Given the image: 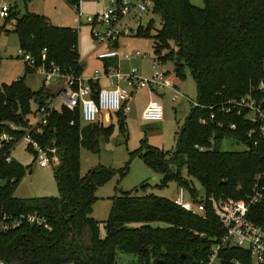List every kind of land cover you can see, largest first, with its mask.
I'll use <instances>...</instances> for the list:
<instances>
[{
    "label": "trees",
    "instance_id": "obj_1",
    "mask_svg": "<svg viewBox=\"0 0 264 264\" xmlns=\"http://www.w3.org/2000/svg\"><path fill=\"white\" fill-rule=\"evenodd\" d=\"M64 1L71 6L79 3V0ZM150 1L158 26L154 28L150 19L147 30L140 28L135 36L152 39L156 60L160 64L170 63L176 78L183 79L185 71L189 73L195 86V101L201 107H190L177 134L175 149L163 154L147 148L142 154L144 164L161 176L159 187L175 182L194 195V188L183 177L185 170L187 177L196 180L204 190V198L241 199L264 166V141L256 134L249 135L253 125L243 116L233 112L224 115L220 109L226 102L247 95L261 77L264 0H203L201 8L190 0ZM18 14L12 7L0 31L14 33L18 48L37 65L43 63L41 55L45 49L46 64L53 62L63 75L73 73L81 77L84 65H77L80 59L77 30L55 27L43 16L27 11ZM113 61L103 62L114 65ZM22 80L10 86L0 85V133L6 129V123L22 127L29 124L27 116L33 98L54 96L44 88L33 92ZM88 84L95 95L98 81ZM115 115L122 131L124 118L119 113ZM218 122L224 123V128L219 129ZM230 124H235L236 129L229 130ZM113 132L112 125L104 127L99 121L81 124L78 112L65 107L51 112L48 125L35 138L42 146L53 141L57 148L59 162L51 168L55 197L14 198L15 185L28 169L16 163L0 167V178L6 183L0 187V199L16 211L36 213L46 220L48 227L23 226L1 234V262L118 264L117 253L134 256L138 264L207 261L211 246L223 235L209 208L203 217L193 215L169 199L137 195L136 189L112 198L108 218L103 223L105 236H100L99 222L92 217V205L97 200V190L110 181L114 172L97 166L81 176L80 151L98 153L100 145L110 141ZM224 139H232L247 149L224 151L221 147ZM126 170L127 167L120 170V178ZM12 179L16 181L9 186ZM251 216L264 226V202ZM130 224L136 226L129 227ZM221 257L225 264L231 260L251 264L247 252L237 248L225 249Z\"/></svg>",
    "mask_w": 264,
    "mask_h": 264
},
{
    "label": "built area",
    "instance_id": "obj_2",
    "mask_svg": "<svg viewBox=\"0 0 264 264\" xmlns=\"http://www.w3.org/2000/svg\"><path fill=\"white\" fill-rule=\"evenodd\" d=\"M80 2L73 5L77 18L75 23L81 24L83 17L80 11ZM13 6L0 5V20L5 21L9 17V12ZM153 4L150 0H109L101 17H86L85 22L92 26L91 36L97 43L95 50L96 59L101 61L126 60L141 56L139 52L133 56L121 54L114 45H118L120 36H135L138 29L145 30L146 25L141 24L143 15L152 14ZM148 23V22H147ZM101 26V32L96 31V27ZM135 27V29L133 28ZM74 29V28H73ZM76 30V29H75ZM103 48H105L104 51ZM46 50L43 49L40 65L26 53L19 49L17 57L21 58L25 66L31 68L42 77L43 88L47 89L56 86L58 91L51 98L36 105L34 117L36 121L27 126H17L6 123V129L0 133V167L15 163L11 157V152L20 143H25L27 151L33 157V162L38 168H54L58 164V151L55 143L42 146L35 137L41 134L42 129L48 125L51 112L65 107L71 112H78L81 124L89 125L98 121V116L102 113H119L123 117L130 112V93L121 87L111 89H99L95 95L89 86L88 81L96 82L100 78H116L128 87L142 89L148 87L151 90L160 88L168 89L172 92V100H183L190 103V107L200 108L195 102H190L183 94L177 90L176 77L173 72L159 69L160 62L153 60L151 65L152 74L148 79L139 75L137 69H131L128 74L120 75L114 69H108L104 75L98 71L93 73L89 80L76 77L73 73L61 74L59 68L53 63L46 64ZM121 57V58H120ZM143 58L146 55L142 56ZM78 66L84 65V61L79 59ZM261 77L250 87L247 95L239 100L228 101L221 106L220 113L229 115L232 112L237 116H243L245 120L253 125L249 135H257V138L264 141V59L260 61ZM142 121L160 122L163 119L162 106L156 102H150L142 111ZM214 119V114L210 115ZM73 123H71L72 125ZM219 129L224 128V123L218 122ZM229 130H235V124L228 126ZM16 179L10 181L12 186ZM5 181L0 178V187L5 185ZM264 202V166L255 175L249 192L242 194L241 199L214 198L183 200V190L180 189L175 204L184 211L193 215L203 217L207 208L213 214L223 235L221 240L213 244L209 251L208 259L203 264H225L221 253L227 248H237L244 250L249 255L251 264H264V226L253 221L251 214ZM23 226H35L48 229L46 220L36 213L19 212L15 208L0 199V235L17 231ZM0 264H6L0 261ZM228 264H240L231 260Z\"/></svg>",
    "mask_w": 264,
    "mask_h": 264
},
{
    "label": "rangeland",
    "instance_id": "obj_3",
    "mask_svg": "<svg viewBox=\"0 0 264 264\" xmlns=\"http://www.w3.org/2000/svg\"><path fill=\"white\" fill-rule=\"evenodd\" d=\"M109 0H81L80 11L82 14L81 24L75 23L77 13L74 8L64 0H0V5H12L19 16L25 11L34 13L46 18L53 26L76 29L78 38V49L80 59L84 61L82 78L89 80L93 73L98 71L104 75L105 68L101 60L96 59L97 43L91 36L90 24L85 22L86 17H101ZM196 7H203V0H190ZM150 19L154 21V28L158 26V18L150 14L143 15L141 24L148 27ZM148 22V23H147ZM3 21L0 20V25ZM135 29V27H133ZM11 31V27L7 26ZM96 31L101 32V26L96 27ZM145 30H147L145 28ZM151 35L154 31L151 30ZM118 52L123 56L128 54L133 56L139 52L138 58L130 61L122 60L117 62V69L120 75H126L131 69H137L139 74L148 79L152 70L151 65L156 55L153 50V41L144 36H120L118 39ZM18 42L14 33L0 31V85L10 86L12 83L23 79L24 85L33 92H38L43 88L42 77L25 66L21 58H16L18 54ZM146 55L145 58L142 56ZM84 58V59H83ZM121 58V57H120ZM27 67V68H26ZM159 69L172 71L170 63L159 64ZM27 70V71H26ZM116 78H100L99 85L102 88H112ZM177 90L183 94L191 103L195 102V86L189 73L185 71L183 79L176 78ZM113 84V85H112ZM50 95H55L58 91L56 86L48 88ZM155 99L162 106L163 119L160 122L142 121V111L150 101ZM190 103L183 100H172V92L166 91L161 94H151L147 89L137 91L131 101V112L126 116L123 130H120L119 119L114 113H102L98 116V121L105 127H114L110 141L102 143L98 153H91L86 150L80 151V174L81 176L97 166L110 169L114 175L104 186L99 188L95 194L97 200L92 205V217L99 222L98 231L101 237L105 236L104 221L108 218L112 198L120 193L133 191L136 189L137 195L152 194L157 197L176 201L180 189L183 190V200L191 201L194 197L204 198V190L191 177H187L185 170L182 171L183 177L192 186L195 194L191 195L186 187H181L175 182L168 183L165 187L160 186L161 176L151 171L145 164L142 154L147 148L163 154H170L176 146L177 134L183 126L185 118L190 109ZM36 104L29 103V123L36 121L34 112ZM224 151L241 152L247 149L246 146L237 143L232 139H224L221 143ZM169 155H167L168 157ZM11 157L16 164L27 168L31 173L26 175L15 185L12 192L14 198L29 199L38 197H55L57 190L52 177L51 168H38L33 162V157L26 149L25 143L18 144L11 152ZM127 167L125 175L120 178L119 172ZM143 186V188H141ZM154 226H163L161 223H154ZM130 224L129 227H135ZM116 261L118 264H138L137 258L132 255L117 253Z\"/></svg>",
    "mask_w": 264,
    "mask_h": 264
},
{
    "label": "crops",
    "instance_id": "obj_4",
    "mask_svg": "<svg viewBox=\"0 0 264 264\" xmlns=\"http://www.w3.org/2000/svg\"><path fill=\"white\" fill-rule=\"evenodd\" d=\"M117 48H118V45H117ZM96 50V49H95ZM95 50L93 51V52H95ZM105 50V48H103V50H101V51H104ZM78 53H79V49H78ZM79 57H80V54H79ZM84 59V58H83ZM120 61H122V59H118V60H115V61H113L115 64L114 65H105V62H103V64H104V68H105V71H107L108 69H114V70H116L117 69V62H120ZM124 61V60H123ZM110 62V61H109ZM108 63V62H107ZM85 64V63H84ZM106 66V67H105ZM83 68H84V66H83ZM151 69V68H150ZM82 71H83V69H82ZM170 72H172V71H170ZM140 73V72H139ZM151 74H152V72H151ZM151 74H150V76H151ZM140 75V74H139ZM80 76H82V72H81V74H80ZM141 76V75H140ZM149 76V77H150ZM82 78V77H81ZM83 79V78H82ZM85 80V79H84ZM177 82V81H176ZM98 85H99V80H98ZM113 85V84H112ZM177 85V84H176ZM115 87H121V88H125L129 93H130V100H129V105H130V108H131V101H132V98H133V95L137 92V91H140V90H142V89H147L148 90V92L149 93H151V94H161V93H164V92H166V91H169V92H171L170 90H168V89H165V88H160V89H156V90H151V89H149L148 87H146V88H142V89H137V88H135V87H128L125 83H123L122 81H120V80H116V82L114 83V85L112 86V88H115ZM99 89H111V88H102L100 85H99ZM152 101H156L155 99H153V96H152ZM152 101H150V102H152ZM149 102V103H150ZM157 102V101H156ZM148 103V104H149ZM159 103V102H158ZM130 112H131V110H130ZM129 112V113H130ZM129 113H127L123 118V121H124V123H125V118H126V116L129 114Z\"/></svg>",
    "mask_w": 264,
    "mask_h": 264
},
{
    "label": "water",
    "instance_id": "obj_5",
    "mask_svg": "<svg viewBox=\"0 0 264 264\" xmlns=\"http://www.w3.org/2000/svg\"><path fill=\"white\" fill-rule=\"evenodd\" d=\"M46 100H47V96H45V95H41L39 97L33 98V102L36 105H40V104L44 103ZM159 264H161V263L159 262Z\"/></svg>",
    "mask_w": 264,
    "mask_h": 264
}]
</instances>
